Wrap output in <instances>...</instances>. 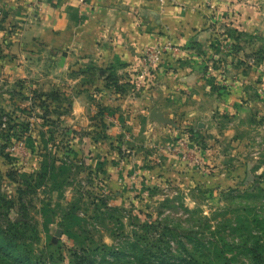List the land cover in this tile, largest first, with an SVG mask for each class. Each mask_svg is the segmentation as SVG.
I'll return each instance as SVG.
<instances>
[{"label": "crops", "instance_id": "obj_1", "mask_svg": "<svg viewBox=\"0 0 264 264\" xmlns=\"http://www.w3.org/2000/svg\"><path fill=\"white\" fill-rule=\"evenodd\" d=\"M220 35L225 51L218 46ZM2 39L9 49H20L17 58L40 66L0 68V74L57 80L43 92L58 88L55 123L80 145L68 154L85 173L117 190L106 194L112 202L126 192L145 193L154 176L145 167L150 157H158L165 172L184 165L162 148L173 135L150 119L152 110L179 127L190 125L204 137L193 140L197 144L221 136L233 142L247 125L264 129V61L255 57L264 49V0H212L211 6L204 0H0ZM165 43L172 51L137 85L143 52ZM110 72L117 86L107 90ZM99 105L108 112L102 117L104 139L92 130ZM222 117L227 127H219ZM152 143H163L158 153L149 149ZM193 149L199 148L190 144L194 155ZM58 157L50 166L67 173Z\"/></svg>", "mask_w": 264, "mask_h": 264}, {"label": "rangeland", "instance_id": "obj_2", "mask_svg": "<svg viewBox=\"0 0 264 264\" xmlns=\"http://www.w3.org/2000/svg\"><path fill=\"white\" fill-rule=\"evenodd\" d=\"M218 40L219 46L223 36ZM15 50L9 49L7 39L0 40L1 70L40 66L39 61L17 58L20 49ZM19 77L0 74V195L10 199L16 192L15 183L7 176L15 174L18 186L25 192V213L31 218V226L26 230L31 240L26 244L32 258L42 264H75L70 256L73 252L81 253L102 245L120 250L127 241L134 242L139 236L147 237L149 243L155 242L157 236L152 230L146 233L147 224L159 222L161 227H168L171 235H182L183 241L187 231L193 230L208 244L210 232L219 229L226 240L233 239L226 220L234 221L243 208L250 209V215L257 214L264 219V129H259L261 125H247L233 142L221 136L217 142L207 138L197 144L193 140L200 142L204 137L194 134L190 125L179 127L177 122L170 121L173 125L165 127L173 136L162 148L184 165L177 171L165 172L155 160L158 157H150L151 164L145 167L154 176L147 181L145 193L126 192L122 199L112 202L106 194H115L117 190L105 187L98 177L85 173L84 166H77L78 160L68 154L69 148L65 145L70 141L66 137L68 132L62 135V128L48 121L55 122L61 103L49 105L52 100L45 95L52 91L59 93L58 88L43 92L46 79ZM51 81L47 83L49 87L57 82ZM93 95L99 100L100 93L93 92ZM68 96L66 99L72 94ZM46 102L48 112L42 107ZM227 120L222 117L219 127H227ZM175 126H178L176 131ZM226 134L231 137L232 129ZM19 142L24 149L11 151ZM190 144L199 148L197 152L193 149L194 155L188 151ZM116 145L121 146L119 141ZM162 145L152 143L149 149L156 153ZM83 150L81 147L82 153ZM57 156L64 158L62 164L67 173L57 171L58 166H50ZM0 212L5 213L6 209ZM9 216L17 219L14 211ZM57 231L59 236L55 235ZM174 238L171 244L176 248ZM95 259L99 262L102 257ZM106 261L112 258L107 257Z\"/></svg>", "mask_w": 264, "mask_h": 264}, {"label": "trees", "instance_id": "obj_3", "mask_svg": "<svg viewBox=\"0 0 264 264\" xmlns=\"http://www.w3.org/2000/svg\"><path fill=\"white\" fill-rule=\"evenodd\" d=\"M230 38L233 39V36ZM255 57L259 61H264V49L258 51ZM111 86H117V77L112 72L105 77L104 88L109 90ZM122 92L124 93L125 90ZM45 97L52 100L49 101V105L60 100L56 91L50 92L49 95L46 94ZM49 105L47 102L42 105L45 112H48ZM96 112L91 119L95 123L92 125V130L98 139H104L105 124L102 117L108 112L101 105L97 107ZM48 115L49 113L43 118ZM48 121L52 125H56L54 121L49 119ZM95 140L97 141V139ZM65 145L69 151H74L71 140ZM7 176L17 188L10 199L0 195L2 206L0 210L6 209L5 213L0 212V264H42L40 260L32 258L30 247L26 244L27 240H31L26 235L31 218L25 213V192L18 186L15 174L8 173ZM10 211L16 213L17 219L10 218ZM250 211L248 208H243L241 215L234 221L228 220L229 222H227L226 220V228H229V232L233 234L231 241L222 237L220 229L210 232L211 239L209 240L211 242L208 244L193 230L187 231L188 233L184 237L186 241H183L182 235H174V238L169 233L168 227H161L158 222L153 225H145L146 233L152 230L157 236L155 242L149 243L147 237L139 236L134 242L127 241L120 250L102 245L81 253L73 252L70 256L75 264H264V219L257 214L250 215ZM159 229L162 231H157ZM169 235L170 237H168ZM173 238L177 239L175 240L176 248H173L171 244ZM235 239H237L236 242H234ZM99 256L102 259L97 262L95 258ZM107 257L112 258V261H106Z\"/></svg>", "mask_w": 264, "mask_h": 264}, {"label": "built area", "instance_id": "obj_4", "mask_svg": "<svg viewBox=\"0 0 264 264\" xmlns=\"http://www.w3.org/2000/svg\"><path fill=\"white\" fill-rule=\"evenodd\" d=\"M86 0H80L84 3ZM207 6H211L212 0H204ZM162 5H166L167 0H160ZM221 50L224 51L225 47L222 45ZM173 49L170 43H165L162 45H157L154 47L147 48L140 57V72L137 78V85L141 86L142 83L150 76L155 67H158L163 62L166 53L171 52ZM24 145L19 142L11 149L12 150H23Z\"/></svg>", "mask_w": 264, "mask_h": 264}, {"label": "water", "instance_id": "obj_5", "mask_svg": "<svg viewBox=\"0 0 264 264\" xmlns=\"http://www.w3.org/2000/svg\"><path fill=\"white\" fill-rule=\"evenodd\" d=\"M150 119L152 121L158 122V123H163V124H169V125H173L171 122L167 121L159 112H157L156 110H152L150 113ZM60 231L56 232V236H59Z\"/></svg>", "mask_w": 264, "mask_h": 264}]
</instances>
